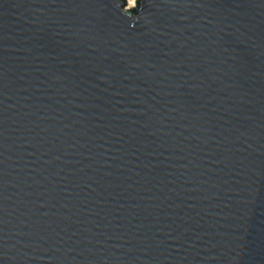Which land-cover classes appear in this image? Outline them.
Wrapping results in <instances>:
<instances>
[{
  "label": "water",
  "instance_id": "95a60500",
  "mask_svg": "<svg viewBox=\"0 0 264 264\" xmlns=\"http://www.w3.org/2000/svg\"><path fill=\"white\" fill-rule=\"evenodd\" d=\"M0 264H264V0H0Z\"/></svg>",
  "mask_w": 264,
  "mask_h": 264
},
{
  "label": "rangeland",
  "instance_id": "374dc122",
  "mask_svg": "<svg viewBox=\"0 0 264 264\" xmlns=\"http://www.w3.org/2000/svg\"><path fill=\"white\" fill-rule=\"evenodd\" d=\"M136 0H128V6H133Z\"/></svg>",
  "mask_w": 264,
  "mask_h": 264
}]
</instances>
